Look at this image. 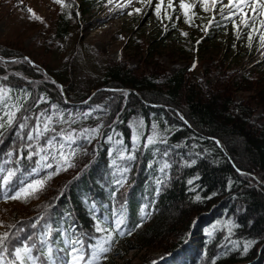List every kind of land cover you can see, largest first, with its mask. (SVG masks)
Returning a JSON list of instances; mask_svg holds the SVG:
<instances>
[{"label":"trees","instance_id":"1","mask_svg":"<svg viewBox=\"0 0 264 264\" xmlns=\"http://www.w3.org/2000/svg\"><path fill=\"white\" fill-rule=\"evenodd\" d=\"M105 1L65 0L51 39L53 47L70 36L79 19ZM219 29L213 24L206 36L210 38ZM63 67L60 72L34 56L27 59L17 49L0 46V85L5 89L0 113L7 112V106L19 108L12 125L0 117L4 125L0 128V207L14 201L5 196L22 183L54 172L42 189L20 198L25 207L22 217L15 219L14 215L2 224L0 232L12 226L10 235L15 233L8 241L10 251L27 241L36 245L32 254H39L40 264H64L76 238L82 239L87 259L88 246L102 235L95 231L93 217L107 221L104 226L112 228L111 222L121 216L125 234L114 235L104 254L107 259L98 264H132L119 263L113 257L125 262L129 250L150 251L169 234L171 243L159 250L168 258L159 264H264V123L257 125L253 120L252 106L237 102L230 89L199 88L185 79L184 71L142 74L125 65H108L99 73L103 90L95 88L91 98L75 90L74 68ZM254 85L264 100L262 72ZM41 96L46 99L41 101ZM45 115L52 121L49 131L37 141L41 145L47 140L53 144L61 138V131L77 130L70 166L58 173L52 160L55 149L44 148L41 153H52L46 161L53 164L52 169L44 167L35 147L31 159L27 148L22 157L19 154L21 144L30 143L27 132L37 117ZM23 116L28 119L22 121ZM21 122L23 129L18 127ZM153 124L159 135L154 137L155 143L147 144ZM97 125L99 134L90 143L81 138L79 129ZM133 135L138 136L135 159L125 162L117 149L122 143V150H132ZM165 161L170 167L161 173ZM124 167L128 168L126 179L117 185L114 180L120 179ZM9 170L14 175L5 185L2 178ZM189 179H193L191 184ZM197 195L201 199L196 200ZM48 225L52 234L40 243ZM246 241L253 243L245 252ZM145 262L140 264H153Z\"/></svg>","mask_w":264,"mask_h":264},{"label":"rangeland","instance_id":"2","mask_svg":"<svg viewBox=\"0 0 264 264\" xmlns=\"http://www.w3.org/2000/svg\"><path fill=\"white\" fill-rule=\"evenodd\" d=\"M119 2L123 3V0ZM156 2L151 0V4H145L142 0H130L127 7L121 9L117 7V0H111V3L107 0L91 14L79 19L70 36L54 48L51 39L64 4L57 3V0H0V46L17 49L27 59L34 56L37 62L48 63L59 68L60 72L69 64L74 68L75 90L87 93L91 98L96 91L103 90L99 86V73L108 65H125L142 74L174 75L184 71L185 79L203 90L230 89L237 102L252 106L253 120L257 125L263 124L264 100L260 99L254 85L259 74H264V46L259 31L249 41L248 29L243 25L238 29L237 37L230 20L226 23L218 19L220 3L226 5L227 0H220L218 10L209 11H204L195 0L196 6L192 9L195 16L191 23L185 22L178 0H173L176 11L167 10L171 19L165 18L163 10L157 17L153 11ZM28 8H32L39 18H33ZM134 8H141V12L133 11L129 15ZM208 20L221 29L213 30L210 38L202 30ZM30 64L33 66L34 62L31 60ZM246 84L251 88L246 89ZM95 88L101 89L95 91ZM62 93L65 97L64 90ZM61 142V138H56L53 145L58 146ZM55 150L56 154L58 147ZM21 200L14 199L0 207V229L12 216L15 215V219L22 217L20 212L25 207ZM170 237L171 234L156 241L150 251L129 250L125 262L119 256H114L113 260L132 264L160 262L167 254L159 250L166 242L171 243Z\"/></svg>","mask_w":264,"mask_h":264},{"label":"snow or ice","instance_id":"3","mask_svg":"<svg viewBox=\"0 0 264 264\" xmlns=\"http://www.w3.org/2000/svg\"><path fill=\"white\" fill-rule=\"evenodd\" d=\"M65 0H57V3L64 4ZM145 4H151V0H142ZM200 6L203 8L204 11H209L210 9H215L217 4L220 3V0H198ZM109 3H111V0H109ZM130 3V0H123V3H120L119 0H117V7L118 8H125ZM179 10L182 11L183 16L185 18L186 23L192 22V17L195 16V12L192 11V9L196 6L195 0H178ZM168 9H172L173 11H176V6L173 3V0H167V3L165 5V0H157L154 6V13L157 15V17L160 16L161 11H164L165 18L171 19V16L168 14ZM225 9H227V12L225 14ZM27 11L31 14L33 18H39L36 17V13L32 8H28ZM135 12L139 14L141 12V8H134L129 11V15L132 14V12ZM220 11L221 16L226 21L230 20L233 26V31L236 32L237 37H239V31L241 25H243L245 28L248 29L247 37L248 40L251 41L253 34L259 31V39L261 41L262 46H264V0H227V4L220 3ZM249 12L251 15H249ZM179 19V17H177ZM237 20H239V24L237 23ZM212 24V20L208 21V25ZM208 25H205V27L202 29L203 31H207ZM182 35H187V33H183ZM199 43V41H197ZM235 45H233L234 47ZM195 65L193 64V67ZM10 91V89H9ZM5 92L4 86L0 85V96H3ZM26 98V97H25ZM46 97L41 96L40 100H45ZM8 111L4 113H0V117H6L8 125H12L14 119H15V113L19 111V108L15 105L7 106ZM99 108L100 106L97 105ZM52 108L55 109L56 105H52ZM28 119L27 116L22 117V121H26ZM52 121L51 116H43L41 119L40 117H37L35 125L27 132V140L30 141V143L27 144H21L19 149V154L22 157L23 156V149L27 148V156L29 159L32 158L34 155L33 148L35 147V154L40 155V159L45 161L44 167L48 169L53 168V164L47 163L46 161L49 158V155H52L51 152H49L48 155H41L44 148L49 149H55L58 147V152L55 155H52L53 163H55V172L58 173L62 167L70 166L69 160L72 155H74V152L71 148V145L76 142V136L75 132L76 129H72L70 132L65 133L64 131H61L59 133L61 137V143L57 145H53L51 140L45 141L43 145L37 143L41 135L47 131H49V125ZM142 125V120H141ZM41 124L43 127H41ZM4 125L0 123V128H3ZM18 127L20 129H23L25 127V124L23 122L19 123ZM99 125L96 126V128L87 129V128H81L79 129L81 133V138L84 140H87L89 143L91 142L92 138L96 135H98V129ZM153 135H149L147 138L146 143L151 144L155 143L156 140L154 137L158 136L159 133L156 132V125L153 124ZM52 131H56L55 129H52ZM137 135L132 136V150H122L124 149V145L121 143L120 148L117 149L119 158L125 162L134 160L135 159V150L137 148ZM106 139L108 141L112 140L111 136H107ZM215 139V138H214ZM216 144H219V140H215ZM65 148H68V152L66 153L64 151ZM111 154V150H110ZM9 155H11V150L9 151ZM59 160V163H56V161ZM39 163V161H37ZM152 161H149L148 164L151 165ZM190 163H195L194 160L190 161ZM170 165L167 163V161L164 162V166L159 169L161 173L164 172V168H168ZM35 171V169L33 170ZM128 171L127 167H124L121 169V175L120 179H115L114 183L117 185H120L124 182L126 179L125 173ZM54 174L53 171H49L47 175L44 178H37L30 180L26 184H21L18 188L14 190V192L11 195H6L5 199H19V198H28L35 192H37L39 189H42L45 184V180L49 177H51ZM14 175V172L12 170H9L7 175H4L2 178V183L7 184L8 181L11 179V177ZM195 179V178H193ZM193 179H189L187 183L191 184L193 182ZM157 185H160L161 181H156ZM159 189H157L158 191ZM214 194V193H213ZM114 195V194H113ZM196 200L201 199L199 195L195 197ZM94 219V227L95 231L98 233H101V236L94 237V239L97 241L94 244H90L89 252L90 254L87 255V259H85V252L82 247V239H76L73 238L71 241V246L68 249L67 253V259L64 261V264H98L101 260H106L107 256L104 255L110 250L111 242L114 238V235L116 233H119V235H124V231L122 230V224L124 223L121 216H117V218L112 221V228H107L104 225L107 223V221H104L103 219ZM2 223V222H0ZM142 223V221H141ZM139 225H137L138 227ZM11 227L9 226L8 231H2L0 232V264H40V261L38 260L39 254L37 256H34L32 254L33 248L36 247L35 244H30L29 242L25 241L22 244L15 246L9 250L8 247V241L11 239V235H15V233H11ZM52 234V226L48 225L47 228L41 233L40 235V243H43L44 239ZM131 234V233H127ZM31 239V238H29ZM67 242V241H66ZM253 243V241H246L244 243V251L246 252L250 246V244ZM59 251V250H58ZM48 253L51 254V248H48ZM56 264H60L59 261L56 262ZM153 264H156L155 261H153Z\"/></svg>","mask_w":264,"mask_h":264},{"label":"water","instance_id":"4","mask_svg":"<svg viewBox=\"0 0 264 264\" xmlns=\"http://www.w3.org/2000/svg\"><path fill=\"white\" fill-rule=\"evenodd\" d=\"M264 185V183H262Z\"/></svg>","mask_w":264,"mask_h":264}]
</instances>
